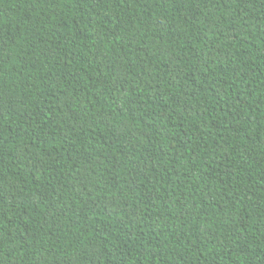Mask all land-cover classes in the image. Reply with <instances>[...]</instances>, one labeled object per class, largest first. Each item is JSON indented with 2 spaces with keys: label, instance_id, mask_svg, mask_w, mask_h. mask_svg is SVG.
Wrapping results in <instances>:
<instances>
[{
  "label": "trees",
  "instance_id": "16d2710c",
  "mask_svg": "<svg viewBox=\"0 0 264 264\" xmlns=\"http://www.w3.org/2000/svg\"><path fill=\"white\" fill-rule=\"evenodd\" d=\"M0 264H264V0H0Z\"/></svg>",
  "mask_w": 264,
  "mask_h": 264
}]
</instances>
